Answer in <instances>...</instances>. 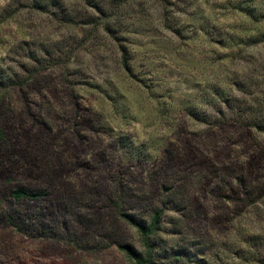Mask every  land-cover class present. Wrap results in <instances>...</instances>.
Listing matches in <instances>:
<instances>
[{
  "label": "rangeland",
  "instance_id": "rangeland-1",
  "mask_svg": "<svg viewBox=\"0 0 264 264\" xmlns=\"http://www.w3.org/2000/svg\"><path fill=\"white\" fill-rule=\"evenodd\" d=\"M1 78L0 264H264V0H0Z\"/></svg>",
  "mask_w": 264,
  "mask_h": 264
},
{
  "label": "trees",
  "instance_id": "trees-1",
  "mask_svg": "<svg viewBox=\"0 0 264 264\" xmlns=\"http://www.w3.org/2000/svg\"><path fill=\"white\" fill-rule=\"evenodd\" d=\"M246 9H247V13H248L247 14L248 18H252L251 19L252 22H255L256 21L254 18L255 6L246 7ZM251 38H252V36H245L244 37V39L247 41L253 40V38L252 39ZM122 67L125 71L129 70L128 64H127V61L125 58H123ZM32 76L33 75L31 73L30 78ZM4 80L5 79H2V78L0 79V86H2V82L4 84ZM27 80H29V79H27ZM259 128L262 129V127H259ZM0 179H1V177H0ZM43 196H44L43 191L31 192V191H25L23 189H19V190H15V191L10 192V197L13 201H19V200H24V199L37 200V199L42 198ZM122 217L125 218L127 220V222H129L136 229V231L138 232V234L142 238L143 242L145 243V246L148 247L150 236H151V234L154 233V231L158 227L160 212L155 213V215L153 216L149 226H145L139 222L133 221L129 215L124 214V215H122ZM119 248L121 249V251L124 252L126 257L128 258L129 264H154L153 255L151 254V252L149 250L145 254H142L140 252L135 251L130 246L123 245V246H120Z\"/></svg>",
  "mask_w": 264,
  "mask_h": 264
}]
</instances>
